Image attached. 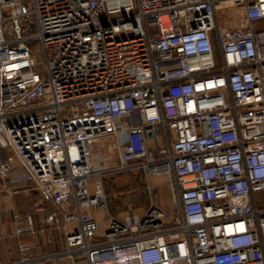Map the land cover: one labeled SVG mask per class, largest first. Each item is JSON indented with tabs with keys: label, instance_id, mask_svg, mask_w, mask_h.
Returning a JSON list of instances; mask_svg holds the SVG:
<instances>
[{
	"label": "built area",
	"instance_id": "built-area-1",
	"mask_svg": "<svg viewBox=\"0 0 264 264\" xmlns=\"http://www.w3.org/2000/svg\"><path fill=\"white\" fill-rule=\"evenodd\" d=\"M107 137L114 161L90 146ZM0 150L70 264H264V0H0ZM129 171L152 200L114 215L104 179ZM162 174L175 214L153 199Z\"/></svg>",
	"mask_w": 264,
	"mask_h": 264
},
{
	"label": "crops",
	"instance_id": "crops-1",
	"mask_svg": "<svg viewBox=\"0 0 264 264\" xmlns=\"http://www.w3.org/2000/svg\"><path fill=\"white\" fill-rule=\"evenodd\" d=\"M9 152H0V161L7 160ZM51 205L29 182L23 170L17 168L7 178L0 177V264H16L22 257L19 245L31 247L29 256L36 264H70L64 255V238L60 231L45 222ZM96 211H91L95 216ZM31 219L35 234L16 236V230Z\"/></svg>",
	"mask_w": 264,
	"mask_h": 264
},
{
	"label": "rangeland",
	"instance_id": "rangeland-1",
	"mask_svg": "<svg viewBox=\"0 0 264 264\" xmlns=\"http://www.w3.org/2000/svg\"><path fill=\"white\" fill-rule=\"evenodd\" d=\"M230 5L231 4H223L218 9L219 18L221 21L227 20V15L229 12H235V8L233 7L230 9L227 8L224 9V6H230ZM231 23L234 24L235 23L234 20H232ZM32 34H34V32H32ZM29 46L33 49H36L37 43L35 41H30ZM75 109L76 108L73 106L67 108L66 114H72L73 112H75ZM90 146L93 152H95V155L98 156L99 160L114 161L117 157V145L113 137H107L96 140L95 142H91ZM124 173H128V172H124ZM121 176H123V178H121L119 182L114 183L113 186H109L108 189L106 188L105 185V193L107 195L108 206H110L111 203L113 204L117 202L120 205H122L121 207H125V208L127 207V209H132L136 211L137 209L135 208L141 206L138 205L139 200L140 199L143 200L142 197L145 196L143 195L144 194L142 187L143 185L142 183H139L141 184L140 187L139 186L137 188L135 187L136 184L132 182L134 179L133 174L132 175L124 174ZM108 177L110 178L111 176H107L106 178ZM93 183L94 180L92 179L90 184ZM150 184L153 187V199L155 205L164 211H167L171 214H175L176 209H175L173 191L170 185L169 176L166 174L152 176L150 178ZM151 200L152 199L149 195L147 199L148 206ZM143 209L146 208H142L137 211H139L142 214L141 211H143ZM95 217L97 218V221L101 226L100 234L104 235L107 228L106 215L102 210H98L95 212Z\"/></svg>",
	"mask_w": 264,
	"mask_h": 264
},
{
	"label": "trees",
	"instance_id": "trees-1",
	"mask_svg": "<svg viewBox=\"0 0 264 264\" xmlns=\"http://www.w3.org/2000/svg\"><path fill=\"white\" fill-rule=\"evenodd\" d=\"M0 152H7L8 153L7 150H0ZM7 160H8V158H7ZM7 160H5L4 162H6ZM124 174H126V175H132L133 174L134 175L133 176L134 179H133L132 182L134 184H136L135 185L136 188L138 186L140 187L141 184H139V183H142V185H143L142 186L143 187V191H144L143 195H145V196L142 197L143 200H141V199L139 200L138 205H141V206H139V207H137L135 209L139 210V209H142V208H147L148 207L147 199L149 197V194H148V192L146 190L145 176L143 175V173L141 171L122 173V174H119L120 176L118 174L117 175H112L110 178L108 177V178L104 179V187L106 185V188L108 189L109 186H113L114 183L119 182V180L121 178H123V176H121V175H124ZM121 206L122 205H120L119 203L115 202L113 204L111 203V205L109 206V209H110L111 213L114 214V215H120L121 213L132 211V209H127V207L125 208V207H121Z\"/></svg>",
	"mask_w": 264,
	"mask_h": 264
}]
</instances>
